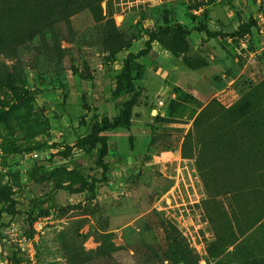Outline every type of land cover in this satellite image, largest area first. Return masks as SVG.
I'll use <instances>...</instances> for the list:
<instances>
[{"label": "rangeland", "instance_id": "rangeland-1", "mask_svg": "<svg viewBox=\"0 0 264 264\" xmlns=\"http://www.w3.org/2000/svg\"><path fill=\"white\" fill-rule=\"evenodd\" d=\"M214 8L235 16L216 38L199 31ZM256 8L0 0V193L17 212L0 217V264L20 244L25 264H264V37L234 34ZM176 24L190 28L179 56L164 31ZM126 61L139 96L131 126L101 134V159L78 141L130 98ZM102 163L95 195L57 188L101 180Z\"/></svg>", "mask_w": 264, "mask_h": 264}, {"label": "trees", "instance_id": "trees-1", "mask_svg": "<svg viewBox=\"0 0 264 264\" xmlns=\"http://www.w3.org/2000/svg\"><path fill=\"white\" fill-rule=\"evenodd\" d=\"M255 21L254 19L251 20L249 23L242 24L239 27V31L234 33L237 36H245L246 34H250V31L255 28ZM165 33L171 35V44H170V51L174 56H179L182 54L187 53L190 50V45L187 40V37L190 34L188 28L184 27L182 24H176L173 28H166ZM199 31L206 33L209 37H220L222 34L220 32H213L209 30L206 26H202L199 28ZM157 40L156 32H153L149 35L148 46L147 49L140 52L136 56L131 55L134 59L140 57L141 55L147 53L151 49V44ZM120 89L117 94L120 93V90H125V94L129 95L130 98L125 101L122 105V108L119 112V115L115 117L113 120L108 118L102 119L101 123L95 124L92 129V134L84 139H79L78 146L81 149H84L87 143H91L93 145H101V159L108 156V143L107 137L102 136L103 132L108 130L117 129V128H129L131 126V120L133 116V109L136 106L137 99L139 96V89L135 85L134 80L132 78V68L129 64V61H126L123 70H122V82L119 83ZM243 111V110H240ZM103 172V178L101 180H97L96 178L87 179L82 178L78 180L76 183L68 184V185H61L58 184L57 188L67 191L71 195H77L82 193H89L90 195L96 194L97 183L99 181H108L107 174L109 168L107 164H101ZM0 199L3 201L4 205L0 208V217L4 214H10L12 217H15L17 212L14 210H9L8 205L11 203L10 196L5 193H0ZM49 200H44L43 202H39V204L34 205L32 208L28 209L26 215L28 217V224L30 228H33L34 223L37 221L39 215L37 214V207L43 208V205L47 204ZM41 215V214H40ZM9 261L12 264H21L24 262V258L19 255L16 250H11L8 256Z\"/></svg>", "mask_w": 264, "mask_h": 264}, {"label": "built area", "instance_id": "built-area-1", "mask_svg": "<svg viewBox=\"0 0 264 264\" xmlns=\"http://www.w3.org/2000/svg\"><path fill=\"white\" fill-rule=\"evenodd\" d=\"M217 2H224V3H233L235 0H216ZM254 4L257 6V13L254 17V21H255V33L256 34H260L261 36L264 37V0H253ZM250 35L246 34L245 38H249ZM160 105H162V102L160 103ZM16 251L19 253V255L22 257H24V247L20 244L19 248H16ZM29 255L32 257L33 259V254L32 252L29 251ZM8 261H6L5 263H7ZM12 264V263H10ZM21 264H25V260L23 263Z\"/></svg>", "mask_w": 264, "mask_h": 264}, {"label": "crops", "instance_id": "crops-1", "mask_svg": "<svg viewBox=\"0 0 264 264\" xmlns=\"http://www.w3.org/2000/svg\"><path fill=\"white\" fill-rule=\"evenodd\" d=\"M245 1H247V0H235L232 4H234V3H239V4H242L243 2H245ZM252 3L254 4V2H253V0H252ZM215 10H213V11H211V12H209V14H210V17H209V20H208V24H209V30L211 29L210 27H212V25L213 24H217L218 23V21H220L219 22V24L220 23H225V24H227V23H230V21H231V19L232 18H234L235 16H234V14H225L224 16H222V15H220L217 11H216V8H214ZM256 10H257V8H256ZM255 13H257V11H255ZM255 17V16H254ZM254 17H253V19H254ZM242 24H245V22H244V20L243 19H240L239 20V25L241 26ZM239 26V27H240ZM189 30H190V28H189ZM253 32H255V30L253 29L252 30ZM217 32V31H216ZM203 35H204V33H203ZM202 37H205V36H202ZM211 41H209V43L210 44H212V43H216V41L215 42H213L214 41V39H210ZM219 53V52H218Z\"/></svg>", "mask_w": 264, "mask_h": 264}]
</instances>
